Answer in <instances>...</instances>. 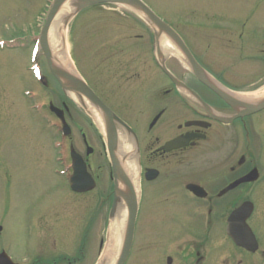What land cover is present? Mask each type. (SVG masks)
<instances>
[{"label": "flooded vegetation", "instance_id": "1", "mask_svg": "<svg viewBox=\"0 0 264 264\" xmlns=\"http://www.w3.org/2000/svg\"><path fill=\"white\" fill-rule=\"evenodd\" d=\"M213 20L214 23L208 21L207 33L201 40L206 52L210 46L224 53L237 52L242 46L246 53L260 52L264 60L260 28H255L256 34L248 30L252 19H236L232 23H225L226 18ZM211 24L218 25L213 27L221 31L214 32ZM171 25L198 66L212 77L213 87L175 54L164 60L169 72L153 58L154 74L142 75L140 69L147 62L141 60L148 55L144 47L136 55L114 48L105 58L95 54L106 62L104 70L111 66L117 80L101 87L89 83L113 114L129 127L114 119L109 129L118 138L121 135L128 138L134 147L129 158L136 159L138 168L139 233L136 235L135 224L132 246L124 264H264V98L250 103L237 96L260 90L259 84L251 83L242 89L227 83L198 55L194 42ZM144 35L139 34V39ZM118 64L123 68L117 67ZM161 77L164 79L160 80ZM61 105L63 121L69 123L71 106L66 100ZM80 106L91 117L96 137L107 152L104 134L88 109ZM63 121L60 120L61 125ZM105 128L107 134V125ZM59 131L63 172L71 192L77 196L100 195L102 199L110 192L114 195L112 165L113 188L106 193H91L101 185L97 171L102 166L91 158L96 149L87 134H82L85 150L82 153L73 140L72 128L68 135L62 129ZM73 152L82 157L87 173L95 181L93 189L72 190L69 176L74 170ZM238 210L240 215L233 227L235 231L248 233L250 248L237 244L229 234L230 218ZM40 248L45 250L37 245L31 260L20 261L56 264L61 257L66 258L60 253L43 255ZM3 252L14 262L23 264L7 249L0 250V254ZM67 259L70 263L81 260L82 252L75 259Z\"/></svg>", "mask_w": 264, "mask_h": 264}, {"label": "rangeland", "instance_id": "2", "mask_svg": "<svg viewBox=\"0 0 264 264\" xmlns=\"http://www.w3.org/2000/svg\"><path fill=\"white\" fill-rule=\"evenodd\" d=\"M52 1L0 0V250L7 249L15 259L24 261L33 258L39 245L45 248H40L43 255L65 254L66 258L61 257L56 264H100L115 189L114 195L110 192L104 199L71 192L61 160V126L49 103L62 106L66 100L72 110L68 122L76 146L85 153V133L96 149L91 158L102 166L97 171L101 185L91 193H106L113 188L111 162L96 137L91 117L63 91L39 46ZM144 1L193 41L198 55L227 83L242 89L251 83L259 84L260 90L264 88L260 52L246 53L242 46L237 52L227 53L210 46L206 52L201 41L213 18H226L225 23L250 18L248 30L256 34L255 28H260L264 38V0ZM213 26L210 28L215 32L214 27L219 26ZM152 32L142 15L124 4L110 2L78 9L69 19L66 40L79 76L101 87L117 78L111 66L104 70L106 62L95 54L105 58L112 48L129 50L133 55L140 48L148 49L141 60L146 59L147 66L140 70L142 75L154 74L153 58L160 57L152 51L157 43L150 36ZM139 34H145L143 39ZM149 61H153L151 66ZM117 67L123 68L120 64ZM37 69L45 76L44 84L36 75ZM136 229L137 235L138 222ZM81 252V260L68 261V257L75 259Z\"/></svg>", "mask_w": 264, "mask_h": 264}, {"label": "water", "instance_id": "3", "mask_svg": "<svg viewBox=\"0 0 264 264\" xmlns=\"http://www.w3.org/2000/svg\"><path fill=\"white\" fill-rule=\"evenodd\" d=\"M63 1L65 0H54V2L52 3V6L48 12L45 23L41 30L40 46L43 50L44 55L47 58L48 64L50 66V70L52 71L54 76L58 79L62 88L66 92L67 91L75 92L76 94L85 97L93 105L97 106L103 113L105 126L107 125V128H108L107 145H108V149H109V153H110V157H111V161H112V165L114 169L115 182L117 184L118 181L121 180L122 183L127 188V192H121L116 187L117 194L115 196L113 207L111 209V215H112L115 211V207H116L117 200H118L117 198L121 196L125 202V206L127 209V220H126V228H125V233L123 236V241L121 244L119 256L115 264H124L126 259L128 258V255L130 253V249L132 246V242H133L135 223H136L137 211H138V200H137V194H136L135 188L133 187V184L131 183L130 179L127 177V175L121 172L118 168L117 160L114 154V151L117 146L118 135L117 133H114V130L109 129V127H110V123L112 124L114 119H117L120 123L124 124L125 126H127V124H125L119 117L113 114L111 109L98 97V95L94 92V90L80 76L77 77L72 70H66L62 67L59 69H55L52 66L51 51H50L48 39H47L48 31L53 21V18L58 8L60 7V5L63 3ZM108 2L126 4V5H130V6L140 9L146 15V18L150 21V23L155 28L158 29V35L159 33L164 32L176 43V45H178L180 50H182L183 53L186 55L187 59L189 60V63L193 67L196 74L200 77V79L210 84L212 87L214 86L212 83H210L203 77V72L201 68L198 66L197 61L195 60L192 53L189 51L188 47L186 46L182 38L166 21H164L160 16H158L152 10V8L149 7L143 0H86L78 6V9H83L89 5H93L97 3H108ZM67 67H69L68 64H67ZM61 77L65 78L69 82V84H64L61 80ZM218 91L219 93L226 96L220 90ZM81 104L86 107L85 102H81ZM50 109L53 112H55L61 119H64L62 109L55 106L53 103L50 104ZM114 129H115V125H114ZM63 131L66 134L70 132V127L68 124L65 123L63 127ZM72 157H73L74 171H73L72 176L69 179L72 189L74 191H82V190L93 188L95 185V182L93 181L91 175L87 173L85 163L82 157L75 152H73ZM239 215H240V210L235 211L232 214L230 218L231 224L229 227V234L236 241V243L240 245H244L247 248H250V240L247 238L248 233L246 235L243 232L234 230L233 226L235 225V218L237 219ZM0 230H1V227H0ZM0 264H17V263H13L10 257L7 256L5 252H3L0 254Z\"/></svg>", "mask_w": 264, "mask_h": 264}, {"label": "bare ground", "instance_id": "4", "mask_svg": "<svg viewBox=\"0 0 264 264\" xmlns=\"http://www.w3.org/2000/svg\"><path fill=\"white\" fill-rule=\"evenodd\" d=\"M86 0H65L58 8L53 21L49 27L48 31V44L51 51L52 66L55 69L64 68L66 70H72L74 74L79 77L77 70L70 58L68 42L66 40V31L69 19L77 11L78 6ZM132 10L136 11L143 17L146 15L138 8L125 5ZM159 44V56L164 57L167 54H175L180 56L183 61L187 64L184 55L179 51L178 47L174 44L173 40L164 32L159 33L158 36ZM67 64L69 67H67ZM203 77L209 81L214 80L207 74L203 73ZM64 84H69V82L61 77ZM67 95L75 102L86 103V108L92 114L97 126L100 131L105 134V121L103 113L101 110L89 102L85 97L76 94L75 92L67 91ZM242 100L254 103L257 100L264 98V88L253 93H239L237 94ZM125 136H119L118 144L115 150V157L117 160L118 168L130 179L136 193L138 194V168L136 159L129 156L133 154L134 147L133 142L128 140ZM117 188L121 192H127L126 186L121 180L117 183ZM121 195V194H120ZM117 204L115 211L110 215L109 225L107 229V240L103 251L101 253V263L100 264H114L116 257L119 255L121 244L123 241V236L126 228L127 220V209L125 202L121 196L117 198Z\"/></svg>", "mask_w": 264, "mask_h": 264}]
</instances>
